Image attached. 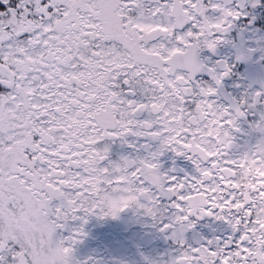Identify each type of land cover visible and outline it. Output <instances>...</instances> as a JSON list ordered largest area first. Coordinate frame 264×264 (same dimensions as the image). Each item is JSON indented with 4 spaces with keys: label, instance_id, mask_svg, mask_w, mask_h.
Instances as JSON below:
<instances>
[{
    "label": "snow or ice",
    "instance_id": "6c2138e0",
    "mask_svg": "<svg viewBox=\"0 0 264 264\" xmlns=\"http://www.w3.org/2000/svg\"><path fill=\"white\" fill-rule=\"evenodd\" d=\"M258 11L264 0H0V264H79L70 222L128 210L173 245L143 264H264V174L243 178L264 168V136L229 154L239 122L264 134V80L220 99L236 65L264 71V36L244 45ZM130 137L138 154L112 162ZM166 152L195 174L162 171ZM206 218L224 232L196 233Z\"/></svg>",
    "mask_w": 264,
    "mask_h": 264
},
{
    "label": "flooded vegetation",
    "instance_id": "af4514ba",
    "mask_svg": "<svg viewBox=\"0 0 264 264\" xmlns=\"http://www.w3.org/2000/svg\"><path fill=\"white\" fill-rule=\"evenodd\" d=\"M258 18L264 17V12L254 13ZM239 28L236 29L231 35L230 39L237 45L241 43L239 37ZM256 36H264V24L252 31L244 32V45L254 46L252 41ZM235 48L231 46L224 47L219 51V58H234ZM207 55V53L205 54ZM257 58H253V61L248 64H238L236 65L235 80H229L225 83L224 93L221 96V101L227 103L230 99L236 98L237 89H235V83H245L248 84H258L261 80H264V71L261 70V66L255 63ZM239 126L242 130L239 137L244 136V138L238 143L234 142L233 148L230 150V155L234 158H239L240 155L249 146H254L256 143L249 141L250 135H248L249 127L248 123L241 121ZM237 135L238 133H233ZM254 136L258 135L255 134ZM264 136V134L262 135ZM239 139V138H238ZM144 141H137L136 138H128L127 143L114 142L110 144V154L109 159L112 162L119 161L121 156H135L138 154V145L142 144ZM128 144L137 145L136 148H129ZM162 171L176 175L179 179H183L185 175H194V166L190 161L183 157H176L173 153L166 152L160 159ZM255 168V166H253ZM264 174V168L259 172L253 171L252 169H243V178L248 179L249 175L253 178ZM251 181H249V184ZM130 214V220L132 219V224L128 222L126 228L116 231L117 223L112 221L110 218L99 219L96 216L87 217V223L84 224L82 221L70 222V227L73 229L83 228L84 237L87 231L96 233V240L100 236H104L102 239L98 240L97 243L94 242L92 247L84 249L81 242L74 246V262L78 261L79 264H84V261H88V264H143V256L149 257L153 260L159 261L162 258L167 257L170 251H173L172 242L165 238L163 234H160L156 228L152 226L150 218L139 216L132 210H128L121 214L120 217H125ZM128 230H135V237L130 239V247L135 250V254L130 253L129 257L119 256L117 253L121 249V243L118 236L124 234ZM196 233L205 239H210L214 234H220L224 232V226L220 225L218 222L212 221L208 218L200 221L197 224ZM129 232V231H128ZM130 233V232H129ZM63 235L67 237L68 232H64ZM190 238L192 234H189ZM123 246V245H122ZM167 248H169L167 250ZM126 250L123 246V252ZM169 251V252H168ZM93 257H98V259L93 260ZM108 257V260H107Z\"/></svg>",
    "mask_w": 264,
    "mask_h": 264
},
{
    "label": "rangeland",
    "instance_id": "374dc122",
    "mask_svg": "<svg viewBox=\"0 0 264 264\" xmlns=\"http://www.w3.org/2000/svg\"><path fill=\"white\" fill-rule=\"evenodd\" d=\"M238 126H239V124H238ZM241 132H242V130L240 128V132L237 135L233 134L235 143H238L239 141H241L244 138V136H241V137L238 136V135H240ZM257 135H258V138H257V136H254V138H251L252 136H250L249 141L250 142L253 141V143L257 144L258 139H260L263 134H257ZM129 218H130V214L128 216H125V217H119L116 220H113L111 218L110 219L117 223L116 231H120L121 229L126 228L128 222L132 224V219L130 220ZM128 231L125 232L124 234H121L118 236L120 243L123 246H125L126 250L123 252V246L121 245V249L117 253H119V256L123 255V257H129L130 258V253L135 254V250L132 247H130V239L132 241V239L135 237V235H138V234H136L135 230H131V231L128 230ZM103 237L104 236H100V238H97V240H96V233L87 231L85 234V237L84 236L80 237V242L82 243L84 249H87V248L92 247V245H94V242L97 243V241L102 239ZM92 239H95V241L93 242ZM171 246L173 247V245H171ZM168 249L169 248H167V250ZM170 253H171V251H170ZM96 259H98V257H93V260H96ZM107 260H108V257H107Z\"/></svg>",
    "mask_w": 264,
    "mask_h": 264
}]
</instances>
